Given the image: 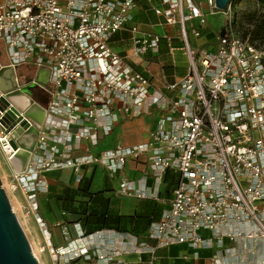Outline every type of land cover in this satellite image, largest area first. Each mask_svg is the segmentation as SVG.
I'll use <instances>...</instances> for the list:
<instances>
[{
	"label": "built area",
	"instance_id": "obj_1",
	"mask_svg": "<svg viewBox=\"0 0 264 264\" xmlns=\"http://www.w3.org/2000/svg\"><path fill=\"white\" fill-rule=\"evenodd\" d=\"M138 1L0 0L1 64L15 69L30 62L49 71L47 85L33 79L45 92L41 108L29 110L31 88L27 108L0 101V152L13 186L26 192L48 233L53 264H139L144 252L147 264H154L164 257L157 249L172 243L193 249L182 253L184 264H264V45L237 31L234 0L224 8L216 0H144L162 24L176 26L177 35L140 29L133 22ZM256 5L264 11L258 0ZM218 12L224 21L214 43L193 42L207 15ZM118 30L129 31L131 53L112 46ZM162 37L169 51L179 39L186 62L183 75L164 82L167 92L130 61L158 53ZM15 83L13 89L26 87L16 75ZM6 93L0 90V97ZM140 114L152 117L146 138L100 145L118 120ZM22 119L37 133L25 168L15 171L10 157L19 143L14 147L12 131ZM130 159L142 161L146 171L130 176ZM90 164L108 171L118 195L161 203L159 218L143 235L112 227L80 230L54 246L38 211V197L48 189L45 173L71 169L79 181ZM167 171L177 179L165 198ZM199 248L209 250L203 263L195 261Z\"/></svg>",
	"mask_w": 264,
	"mask_h": 264
},
{
	"label": "rangeland",
	"instance_id": "obj_2",
	"mask_svg": "<svg viewBox=\"0 0 264 264\" xmlns=\"http://www.w3.org/2000/svg\"><path fill=\"white\" fill-rule=\"evenodd\" d=\"M256 5L255 0H239L238 3L236 4V27L240 23V17H241V12L245 11L247 9L252 8L253 6ZM207 4L205 2L204 8L206 9ZM208 19L210 22L214 19L215 26L216 27H221L224 21V16L222 13L218 12L214 15L208 14ZM212 23V22H211ZM6 58L4 59V46L0 45V63L4 62ZM184 63L185 62V57H184ZM153 64H150L149 68H153ZM184 68H177V75H182L184 72ZM37 67L33 65L30 62H24L19 65L15 69H13V72H15V75L18 78V81L20 83H24L27 87L31 88V96L34 100V102L31 104L29 107V110L35 109V107L41 108L44 96L42 88L39 87V85L33 81L34 77L36 76L37 72ZM153 71H150V73ZM149 73V74H150ZM157 77H160L158 75ZM45 94V92H44ZM34 115H36V118L38 119V112L35 111L33 112ZM144 114L136 115L134 118H128L125 121H122L120 123V126L123 128L125 135V139H119L116 142H123V143H132L136 142L137 139L143 138L144 134L142 131L147 128L148 124H145L143 122ZM126 140V138H128ZM115 142V143H116ZM97 171L94 175L92 184H90L91 190H104L103 194L108 195L110 198V205L111 207L117 212V213H138V209H143V204H144V199L141 197H137L135 202L132 197H128L126 195H118L115 193V190H110V188H105L104 184L106 183L107 185L111 186V180L108 178V176L103 172V169H101L99 166L96 168ZM0 174L2 178V185L4 188H6L7 193L9 195L11 205H13L14 211L17 215L18 220L20 221L21 225L24 228V231L29 238L33 249L38 250V258L41 261L40 264H53V259H52V253H51V247L47 244L48 242V233L45 231L44 228L41 227L40 222L37 221V214L34 210V206L30 204L28 201V198L26 196V192L18 187H12L13 184H15V180L13 178V174L9 168L8 162L5 158L4 155L0 152ZM47 180V179H46ZM74 185L73 183H71ZM69 184V185H71ZM115 184V183H114ZM64 185L62 182L54 185H48V189L46 191V195L44 196L43 194L38 197V211L40 215L42 216L43 220L47 221V224L50 223L52 227H55L56 220H58L61 217H63L65 214H67L63 209H61V204L59 201L55 198V193L61 192L64 189ZM116 185V184H115ZM95 188L93 189L92 188ZM101 188V189H98ZM96 190V191H97ZM110 194V195H109ZM75 199H83L87 200L88 197L86 196H79L75 195ZM64 219V217H63ZM65 220V219H64ZM80 223L78 225H74V221L65 223L63 225L57 226L59 229H63L62 231V236L67 238L71 237L72 234H74L77 231L76 226L81 228L83 225L82 221L78 219ZM65 225V226H64ZM83 228V227H82ZM49 229V228H48ZM51 232V230H49ZM47 233V234H46ZM52 243H55V239L53 237V232L51 235ZM55 246V245H54ZM248 247H255L254 245H249ZM171 249V248H169ZM163 248H158L157 249V254H160L162 252ZM172 251V249L170 250ZM154 264H164V261H161L159 258H156L154 260Z\"/></svg>",
	"mask_w": 264,
	"mask_h": 264
},
{
	"label": "crops",
	"instance_id": "obj_3",
	"mask_svg": "<svg viewBox=\"0 0 264 264\" xmlns=\"http://www.w3.org/2000/svg\"><path fill=\"white\" fill-rule=\"evenodd\" d=\"M154 2H158V0H153ZM139 4L138 6L134 9L133 11V22L136 23L138 25V27L142 30H152V31H156L159 33H165V31L167 32H171L175 35L176 34V26L173 25H168V24H162L160 22V18H158V16L154 13L153 9L151 8V6L149 5V3L145 2L144 0H139L138 1ZM212 22V23H211ZM210 22V20L208 19L207 25L202 29V35L200 37H198V39L193 38L192 41L195 43H202L206 46H210L214 43V39L216 36V32L218 31L219 27L215 26V22L214 19ZM113 39H112V46L117 49L119 52L122 53H131L130 52V48H131V39H130V33L127 30H118L114 35H113ZM0 45H3V42L0 41ZM169 51V50H168ZM159 52L158 53H153L151 51H149L148 53L142 55V56H132L130 61L132 64H134L135 66L139 65L142 68L145 69V71L147 72V75L149 76V78L151 79V83L155 86H157L158 88L163 89L165 92L168 91V89L166 90L164 88L165 81H174L176 79H178L180 76L177 75L176 73H174V79L173 80H169L167 78V76L164 73V68L162 67L163 63H164V59L161 58L159 56ZM5 58V56H4ZM170 59L172 61V63L178 68H184L186 70V67L184 66V54L181 50V45L179 42V39L177 37H175L174 39V43H173V49L170 51ZM3 63V62H1ZM0 63V66L2 65ZM150 64H153V68H149ZM184 70V72H185ZM150 71H153L150 73ZM183 72V73H184ZM150 73V74H149ZM15 74V73H14ZM158 75H160V77H157ZM183 75V74H182ZM134 118V117H131ZM144 120L143 122L145 124H148L147 128H145L142 133L144 134L143 138H139L136 141H140L144 138L147 137V132L148 130L151 128L152 126V117H150L149 115H144L143 116ZM127 120V119H125ZM125 120H118V122L113 126L112 132L104 139H102L101 144H103L104 142L107 143L108 145L110 144H114L116 141H118L119 139H125V137L127 135H125L123 128L120 126V123L122 121ZM129 139L126 138V140ZM132 143H136L135 141ZM125 144H131V143H125ZM98 145V146H100ZM100 167L101 169H103V172L108 176V178L111 180V186L107 185L106 183L104 184L105 187H109L110 190H115L116 187V181L114 179H112L110 177V175L108 174V171L100 166V165H87L85 167H83V177H89L90 178V184H92L94 175L97 171V167ZM10 168V167H9ZM126 172L132 176V177H137L138 175H141L142 173H144L146 171V167L145 164L142 161L139 160H133L130 159L127 161L126 165ZM45 177L47 179V183L48 185H54V184H58L60 182H62L63 184H71L73 183L74 185L78 182L75 177L76 174L73 170H69V169H60V168H56L54 170L51 171H46L45 173ZM115 183V184H114ZM93 188V186H92ZM95 189V188H93ZM101 189V188H98ZM97 190V189H95ZM46 195V192H41L39 196L41 195ZM44 195V196H45ZM110 195V194H109ZM108 196V195H107ZM129 197V196H128ZM133 200L135 202L137 198L132 197ZM143 199H148V198H143ZM145 203V201H144ZM144 205V204H143ZM141 209H138V211ZM66 214L63 216L64 219L66 218ZM63 217L60 216V218L57 221H60V224H55L57 226L59 225H63L65 223H68L69 221H67L66 219L64 220ZM74 221V225H78L80 223V221L78 219L76 220H72ZM71 221V222H72ZM55 222V223H56ZM47 223V221H46ZM49 230H51V235L53 232V237L55 239V243L56 244H63L65 242H67V240H69L70 238H72L74 234L71 235V237H63L62 231L63 229H59L57 226L52 227V225H50V223L47 224ZM65 226V225H64ZM83 227V228H82ZM81 228H79L78 226H76L75 228H77V230H83L85 231V227L82 226ZM86 232V231H85ZM225 243H230L228 241H225ZM172 251H170L171 249ZM165 250H163L162 252H160L159 255H164V257H160L159 259L161 261H164V264H184L186 263V260L182 259V253L184 252H191L193 249L190 248L189 246L187 247L185 244L182 243H172V245H169L165 248H163ZM200 255V258L195 260L196 263H203L205 262L206 258L208 256H206V254L209 253V250L207 248H199L198 249ZM141 256L144 258L145 261L140 262L139 264H147L146 259L148 258V253L144 252L141 253ZM136 258V254H132L129 255V259L134 260ZM192 263L194 262L193 259H189Z\"/></svg>",
	"mask_w": 264,
	"mask_h": 264
},
{
	"label": "trees",
	"instance_id": "obj_4",
	"mask_svg": "<svg viewBox=\"0 0 264 264\" xmlns=\"http://www.w3.org/2000/svg\"><path fill=\"white\" fill-rule=\"evenodd\" d=\"M238 1L234 0L235 3H238ZM258 1L264 6V0ZM236 29L243 37L248 38L256 45H264V11L258 8L257 5L242 11L240 23ZM158 51L159 56L164 59L162 67L164 68L165 75L169 80H173L177 67L170 59V51H168L166 38H161ZM136 68L147 74L141 66L137 65ZM176 179L177 174L175 172H166L163 178V190L161 191L163 197L167 198L170 195L171 188ZM103 191L91 190L90 178L83 177L75 185L65 184L61 192L55 193V198L61 204V209L67 213L65 219L69 222L80 219L86 232L97 228L112 227L121 231L128 230L136 235H143L150 222L159 218L163 205L157 200L144 199L143 209L139 210L138 213L120 214L111 207L110 198L104 195ZM75 195L86 196L88 199H75ZM72 264L79 263L73 261Z\"/></svg>",
	"mask_w": 264,
	"mask_h": 264
},
{
	"label": "water",
	"instance_id": "obj_5",
	"mask_svg": "<svg viewBox=\"0 0 264 264\" xmlns=\"http://www.w3.org/2000/svg\"><path fill=\"white\" fill-rule=\"evenodd\" d=\"M229 0H216V4L220 8L226 7ZM224 33V28L221 29ZM38 73L34 77L35 81L40 85H47L49 79V71L46 67L41 66ZM15 72L10 65L0 66V90H6V96L0 97L2 103H7L8 99L15 105L27 108L31 103V98L25 91H29V87L22 89H13L16 86ZM3 106L0 104V108ZM12 111H16L13 106ZM6 121L8 117H3ZM19 126L12 131V143L19 148L10 157V162L15 171H21L25 168L30 157V149L36 140L37 129L29 126L25 119L21 120ZM24 127H27L23 130ZM0 264H40L39 258L34 254L32 244L27 237L23 226L17 218L13 205L6 188L2 185L0 174Z\"/></svg>",
	"mask_w": 264,
	"mask_h": 264
},
{
	"label": "bare ground",
	"instance_id": "obj_6",
	"mask_svg": "<svg viewBox=\"0 0 264 264\" xmlns=\"http://www.w3.org/2000/svg\"><path fill=\"white\" fill-rule=\"evenodd\" d=\"M12 187H14V186H12ZM32 249H33V246H32ZM33 252H34V254H36L37 256H38V250H36V248H35V250L33 249ZM40 261V260H39ZM41 262V261H40ZM42 264V263H41Z\"/></svg>",
	"mask_w": 264,
	"mask_h": 264
},
{
	"label": "flooded vegetation",
	"instance_id": "obj_7",
	"mask_svg": "<svg viewBox=\"0 0 264 264\" xmlns=\"http://www.w3.org/2000/svg\"><path fill=\"white\" fill-rule=\"evenodd\" d=\"M44 96V95H43ZM45 98V97H44Z\"/></svg>",
	"mask_w": 264,
	"mask_h": 264
}]
</instances>
